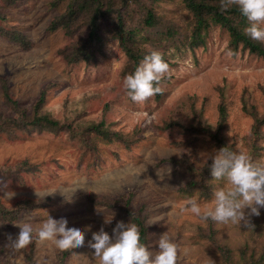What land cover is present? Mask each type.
Here are the masks:
<instances>
[{
  "label": "rangeland",
  "instance_id": "obj_1",
  "mask_svg": "<svg viewBox=\"0 0 264 264\" xmlns=\"http://www.w3.org/2000/svg\"><path fill=\"white\" fill-rule=\"evenodd\" d=\"M67 2L0 0V30L26 41L0 35V117L21 119L4 102V83L27 121L25 128L0 134V197L15 192L0 203L7 212L24 200L39 205L7 221L9 227L0 219V264H62L64 250L70 253L63 264H98L87 247L91 234L102 226L111 234L118 220L132 223L120 204L127 199L132 210L142 208L147 247L155 250L163 232L176 243L175 264H264V208L259 216L248 217L249 225L239 226L199 222L180 212L189 198L211 200L218 185L211 182L207 166L193 160L199 152L217 149L216 140L264 163V59L241 45L231 46L218 26L190 47L192 14L181 0H155L156 13L179 31L178 47L145 31L123 45L106 26L101 49L88 60L70 62L60 51L75 45L77 37L61 28L49 30ZM127 48L134 55L158 50L169 64L160 92L142 104L131 101L122 87L132 71ZM42 115L59 127L29 124ZM217 126L215 136L206 134ZM46 191L55 192L40 197ZM114 200L118 206L99 203ZM45 212L53 218L65 215L82 230L88 227L85 244L62 250L34 236L28 245L14 248L15 223L30 221L35 233ZM111 214V222L104 224Z\"/></svg>",
  "mask_w": 264,
  "mask_h": 264
},
{
  "label": "clouds",
  "instance_id": "obj_2",
  "mask_svg": "<svg viewBox=\"0 0 264 264\" xmlns=\"http://www.w3.org/2000/svg\"><path fill=\"white\" fill-rule=\"evenodd\" d=\"M231 3L248 21L243 32L252 40L264 41V0H228V4ZM228 4H222V7ZM169 70L163 54L152 50L144 55L131 73L124 76L122 87L131 101L142 104L160 92L159 82ZM197 155L199 159L193 162L207 166L211 182L218 186L213 189L210 201L198 202L189 198L180 212L191 213L199 222L210 220L249 225L248 217L259 216L260 209L264 208V163L254 161L244 150L233 151L227 145ZM53 192L46 191L40 197ZM14 196L15 192L9 190L0 199L8 200ZM46 216L35 233L30 221L15 223L19 232L11 241L12 246L22 248L31 243L34 236L39 241H52L62 250L85 244L88 227L82 230L79 225L69 224L65 215L53 218L46 213ZM113 216L111 214L109 219H104V224L110 223ZM87 247L92 249L98 264H175L177 258V245L166 232L159 235L153 250L142 242L135 223L119 220L112 227L111 234L103 226L92 232Z\"/></svg>",
  "mask_w": 264,
  "mask_h": 264
},
{
  "label": "trees",
  "instance_id": "obj_3",
  "mask_svg": "<svg viewBox=\"0 0 264 264\" xmlns=\"http://www.w3.org/2000/svg\"><path fill=\"white\" fill-rule=\"evenodd\" d=\"M14 1V0H8ZM155 0H68L65 10L57 16L50 24L49 30L54 31L61 28L65 31L68 37L75 35L77 43L68 46L60 51V54L70 62L79 60H88L89 55L95 51H99L103 45L102 30L103 27H109L114 32L116 38L123 44L127 45L128 41L133 40V35L145 31L155 37L163 38L172 44L174 48L178 47L176 35L179 31L175 25L165 20L160 14H157L153 8ZM185 8L192 14V35L188 41L190 47H196L203 42L204 36L211 26H218L223 29L230 37V45L234 48L241 45L243 49L249 53L255 54L264 59V46L250 39L243 29L248 25V21L243 17L238 7L234 4H228L227 0H181ZM222 4H228L227 7H222ZM132 25L133 27H131ZM7 37L13 42L24 44L25 38L20 34H10L0 30V35ZM160 45H158L159 47ZM132 61V71L136 65L150 51H141L134 55L131 50H126ZM131 71V72H132ZM3 91V99L5 104L11 108L21 119H10L0 117V134L5 133L11 127L25 128L27 121L23 122L26 117L24 111L21 110L17 101H15L8 93L6 85H1ZM43 94H41L33 106L36 114L41 102ZM219 117L221 120L226 117L225 109L219 107ZM30 125H41L48 128H58L59 123L47 118L46 115L35 117L29 122ZM219 126V124H218ZM214 131L210 129L206 132L214 136L218 133V128ZM96 132H99L98 126L94 127ZM213 138V137H212ZM225 144L220 141H215L216 148H220ZM192 168L189 171L192 174ZM209 173V170H208ZM104 201V200H102ZM100 204L109 207L119 205L117 200L99 202ZM123 212L135 223L140 231L141 240L147 246L148 231L142 216V208L132 210L129 205V200L121 201ZM39 207L35 202L24 200L18 202L16 207L11 211H6L0 203V219L2 225L7 227L14 221L18 214L25 209H34ZM10 219V220H9ZM70 251L64 250L61 253L60 259L63 261L68 257Z\"/></svg>",
  "mask_w": 264,
  "mask_h": 264
}]
</instances>
